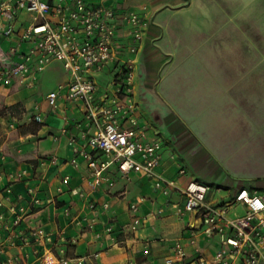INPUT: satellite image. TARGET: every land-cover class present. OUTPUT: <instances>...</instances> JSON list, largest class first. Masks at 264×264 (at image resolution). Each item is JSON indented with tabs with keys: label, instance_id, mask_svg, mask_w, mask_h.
I'll list each match as a JSON object with an SVG mask.
<instances>
[{
	"label": "crops",
	"instance_id": "crops-1",
	"mask_svg": "<svg viewBox=\"0 0 264 264\" xmlns=\"http://www.w3.org/2000/svg\"><path fill=\"white\" fill-rule=\"evenodd\" d=\"M91 2L112 6L117 11L144 13L148 21L136 57L134 96L143 92L137 100L140 123L148 126L149 137L162 141L158 174L175 179L183 166L187 175L178 179L179 184L195 178L197 174L189 166H196L198 160L192 154L199 155L203 149L231 147L253 156L264 154V66L242 63L229 66L227 61L243 59L245 44L251 49L249 58H264L261 49L264 48V0ZM117 35L124 36L123 29ZM15 39L13 36L11 43ZM0 42L7 50L9 43L2 39ZM26 46L24 43L18 50ZM206 59L214 60L212 65H191L192 60ZM48 66L37 74L32 87L0 86V102L7 112L6 116H0V190L10 186L14 194L24 193L27 185L35 184L42 196H46L68 175L69 181L63 184L65 192L57 195L54 203L43 202L33 219L47 231H64L69 256H83L85 264H163L174 241L187 235L188 217L180 220L168 209L159 213L158 209L174 198L155 190L154 180L142 173L123 178L116 165H111L110 180L98 188L90 186L89 169L74 153L83 144V112L76 103L66 100L59 101L56 112L50 110L45 95L66 78V73L61 74L57 65L51 69ZM95 78L103 88L110 75L100 73ZM35 102L45 116L41 123L27 121ZM184 107L188 108L187 115L194 116L188 119L194 129L190 130L189 141L181 147L178 143L181 122L174 113L185 115ZM151 110L159 112L162 118L156 131L149 124ZM213 113H221L224 122L236 125L226 135L216 134L206 126L196 127V123L222 121L206 118ZM193 138L200 140L197 150H192L196 146ZM50 159L54 162L50 163ZM23 168L27 169L26 176L15 181L9 178V173ZM242 185L264 188V181L238 186ZM71 188L82 190L86 199L73 197ZM90 200L99 206L103 202L109 205L107 209L99 208L94 222L90 221L92 213L87 205ZM133 202L138 203L137 214L142 220L136 229L131 228L134 214L129 207ZM66 207L70 209L69 216L64 214ZM9 216L6 213V220ZM73 217L89 221L84 219L82 228L76 227L71 222ZM106 226H111L113 233H107ZM4 232L0 226V235ZM145 250H148L146 254Z\"/></svg>",
	"mask_w": 264,
	"mask_h": 264
},
{
	"label": "built area",
	"instance_id": "built-area-1",
	"mask_svg": "<svg viewBox=\"0 0 264 264\" xmlns=\"http://www.w3.org/2000/svg\"><path fill=\"white\" fill-rule=\"evenodd\" d=\"M23 14H30V19ZM147 25L144 13L117 11L91 0H0V39L9 43L5 50L0 42V86L32 87L46 66L62 65L66 78L45 95V101L52 112L58 110L60 100L80 106L83 144L74 153L89 169L90 186L107 183L111 165H116L123 178L142 173L154 180L155 190L174 198L159 213L168 209L180 220L188 217L187 235L174 241L163 264H264V188L238 186L230 200H220L212 198L210 184L196 178L179 184L178 179L187 175L183 166L175 179L156 172L162 141L148 136L134 96L136 57ZM119 29L124 36L117 35ZM13 36L16 39L11 43ZM24 43L26 49L18 50ZM100 73L110 75L103 88L95 78ZM31 111L29 123L43 122L37 102ZM26 175L25 168L8 174L13 181ZM69 179L64 175L46 196L35 184L27 185L24 193L14 194L10 186L0 190V226L5 231L0 235V264L86 263L83 256L68 255L63 230L47 231L33 219L43 202L54 203L65 192L63 184ZM69 191L73 197L86 199L79 188ZM87 205L91 222L99 208L109 206L92 200ZM129 209L134 214L131 228L136 229L142 221L138 203H131ZM6 213H10L7 220ZM64 214L71 215L68 207ZM84 219L73 217L71 222L82 228ZM105 231L113 233L111 226Z\"/></svg>",
	"mask_w": 264,
	"mask_h": 264
},
{
	"label": "rangeland",
	"instance_id": "rangeland-1",
	"mask_svg": "<svg viewBox=\"0 0 264 264\" xmlns=\"http://www.w3.org/2000/svg\"><path fill=\"white\" fill-rule=\"evenodd\" d=\"M23 18L30 19V14H23ZM250 30V28H248ZM264 49V48H261ZM235 50V48L233 49ZM244 57L243 59H228V65L235 66V65H259L264 66V58L260 59H251L248 56L251 55L249 48H247V45H244L243 49ZM214 60H192L191 65H212L211 63ZM238 63V64H237ZM58 66V70L61 74L64 75L65 70L59 63H53L48 66L47 69H51L53 66ZM109 80L104 81L106 85L108 84ZM104 85V84H103ZM137 89V88H136ZM135 89V90H136ZM138 92L139 96H135V99L138 100L142 98L143 92ZM1 101V99H0ZM185 115H187L188 108L184 107L182 108ZM0 113L1 116H6V108L3 106V104L0 102ZM150 117H149V124L150 127L153 128V131H156L157 125L162 123L161 114L159 112H155L154 110L149 111ZM176 115L180 122H181V133L178 139L179 146L183 147L186 141L189 139L190 130H193L194 126L193 123L189 122V118L193 119L194 116H190L189 114L187 116L183 115ZM207 119H217L222 120L218 122H208V123H196V127H203L206 126V128H211L210 131L214 130L216 134L220 135H226L227 131L230 130L231 126H235L236 123H228L224 122L225 116H221L220 114H209V116H206ZM197 127V128H198ZM208 128V129H209ZM229 128V129H228ZM202 131V130H201ZM203 132V131H202ZM211 133V132H210ZM191 134H193L191 132ZM192 142L196 144V146L192 147V150H197V146L200 144V140L198 139H191ZM211 140V139H210ZM189 141V140H188ZM185 142V143H184ZM189 145V144H186ZM231 147H228V149H213V151H209L208 149L200 150L201 154H192V158H196L198 161L196 163V166L190 165V170L192 172H196L197 176L196 179L206 182L212 186L213 195L220 199L221 197H224V200H230L232 197V193L235 190V188L240 185L246 183L247 185L250 184H256L258 181H264V154L260 153L259 156H253L252 153L247 152H236V149H233ZM205 152V153H204ZM191 157V156H190ZM186 169V168H185ZM187 171V169H186ZM216 187H221L220 191H216ZM221 200V199H220Z\"/></svg>",
	"mask_w": 264,
	"mask_h": 264
},
{
	"label": "trees",
	"instance_id": "trees-1",
	"mask_svg": "<svg viewBox=\"0 0 264 264\" xmlns=\"http://www.w3.org/2000/svg\"><path fill=\"white\" fill-rule=\"evenodd\" d=\"M0 116H1V113H0Z\"/></svg>",
	"mask_w": 264,
	"mask_h": 264
}]
</instances>
